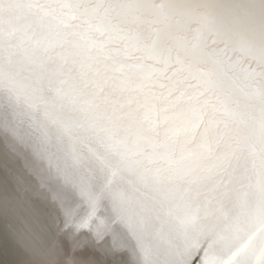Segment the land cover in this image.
<instances>
[{"label":"snow or ice","instance_id":"snow-or-ice-1","mask_svg":"<svg viewBox=\"0 0 264 264\" xmlns=\"http://www.w3.org/2000/svg\"><path fill=\"white\" fill-rule=\"evenodd\" d=\"M0 189L60 264H264V0H0Z\"/></svg>","mask_w":264,"mask_h":264},{"label":"bare ground","instance_id":"bare-ground-1","mask_svg":"<svg viewBox=\"0 0 264 264\" xmlns=\"http://www.w3.org/2000/svg\"><path fill=\"white\" fill-rule=\"evenodd\" d=\"M39 207L27 196L6 207L0 189V264H60V237L47 240L38 231V223L50 221Z\"/></svg>","mask_w":264,"mask_h":264},{"label":"rangeland","instance_id":"rangeland-1","mask_svg":"<svg viewBox=\"0 0 264 264\" xmlns=\"http://www.w3.org/2000/svg\"><path fill=\"white\" fill-rule=\"evenodd\" d=\"M37 205H39V204H37ZM39 209L40 210L42 209L43 212L48 213L47 216L50 218V221H48V219L45 218V221H43L42 223H38V231H41L43 229L44 230L43 231L44 236H47V240H48L56 232L57 220H56L54 213H52L50 210H47V209L43 208L42 206H40ZM53 218H54V220H53ZM3 251H5V250H3ZM2 253L3 252L1 251V254Z\"/></svg>","mask_w":264,"mask_h":264}]
</instances>
